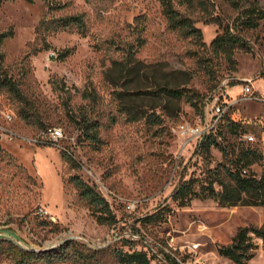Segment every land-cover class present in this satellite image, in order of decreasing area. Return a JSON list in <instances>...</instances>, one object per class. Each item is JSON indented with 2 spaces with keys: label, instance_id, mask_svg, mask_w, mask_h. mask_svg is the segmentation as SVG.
<instances>
[{
  "label": "rangeland",
  "instance_id": "1",
  "mask_svg": "<svg viewBox=\"0 0 264 264\" xmlns=\"http://www.w3.org/2000/svg\"><path fill=\"white\" fill-rule=\"evenodd\" d=\"M209 1L224 25L252 1L264 9V0ZM55 2L61 10L51 12L42 0L0 3V30L14 32L2 47L3 69L24 96L20 102L0 90V230L37 251L77 241L93 250L151 251L152 264H166L167 257L234 264L218 248L230 245L239 228L263 227L264 207L222 208L201 198L181 208L172 195L182 180L195 179L199 189L211 169L229 164L220 148H199L200 140L186 137L182 126L215 121L210 132L221 147L249 143L264 158V21L241 31L249 46L230 60L210 49L223 33L218 24L200 18L206 43L200 47L168 28L160 0ZM75 15L84 16L86 37L74 29H39L45 20ZM165 87L184 95L168 97ZM223 117H235L239 128L230 131ZM85 123L97 129V141L83 134ZM49 127L61 128L64 138L34 143ZM263 166L264 160L252 169L261 175ZM76 175L109 201L115 224L97 223L70 182ZM158 212L164 221H147ZM253 242L255 256L245 264H264V242ZM104 262L117 264L110 251ZM0 264H15L7 245Z\"/></svg>",
  "mask_w": 264,
  "mask_h": 264
},
{
  "label": "trees",
  "instance_id": "2",
  "mask_svg": "<svg viewBox=\"0 0 264 264\" xmlns=\"http://www.w3.org/2000/svg\"><path fill=\"white\" fill-rule=\"evenodd\" d=\"M9 0H0V3ZM49 10L59 11L62 7L56 4L55 0H42ZM209 0H160L162 14L166 19L168 28L177 32L185 39H190L196 45L205 48L203 34L197 23L200 18L206 22L216 23L223 29L211 43L212 52L222 54L232 60L236 49H247L249 44L241 35L245 29H256L260 21H264V9L257 1H252L240 9L238 16L230 23L224 25L210 11ZM39 29L46 31H68L76 30L82 36H87V25L82 15L68 16L62 19H55L41 22ZM13 30L3 32L0 30V90L5 89L18 97L19 101L24 100L23 94L19 91L16 83L7 76L3 69L2 47L5 41L13 38ZM70 51L61 58L69 56ZM162 92L171 98L181 99L184 95L182 90L161 88ZM20 117L29 125H33L31 116L21 109ZM145 118L146 116L143 115ZM148 119L150 117H147ZM239 122L235 117L226 119L223 117L221 123L227 124L230 131L235 132L239 128ZM47 129V128H46ZM44 130V129H43ZM83 134L88 138L97 141L98 131L90 123H85L81 128ZM214 132V131H213ZM209 132L200 141L199 148L210 152L212 147L220 148L228 165H220L209 171V177L196 189V180H182L174 190L172 198L179 204V207L189 206L193 199L208 198L215 200L222 208L232 207H264V166L261 175L256 174L252 167L263 162L262 152L245 143L234 145L231 151L217 140V135ZM66 158L67 155L65 154ZM68 161L72 162L71 158ZM76 188L81 200L85 201L98 224L113 225L116 223V215L113 213L109 201L93 186L76 175L70 179ZM148 222L159 223L164 221L162 213H155L147 218ZM257 238L264 242V226L239 228L233 237L230 245L220 246L218 253L221 257L231 260L234 264H245L255 256L256 245L253 239ZM8 246L9 255L15 264H105V254L112 252L117 264H152L154 255L151 251L130 250L122 248L93 250L87 245L77 241H68L60 247L48 251L30 252L21 249L9 241L0 242V250ZM166 264H181L175 258L167 257Z\"/></svg>",
  "mask_w": 264,
  "mask_h": 264
},
{
  "label": "built area",
  "instance_id": "3",
  "mask_svg": "<svg viewBox=\"0 0 264 264\" xmlns=\"http://www.w3.org/2000/svg\"><path fill=\"white\" fill-rule=\"evenodd\" d=\"M221 91H224L223 88L220 89ZM251 92V88L249 86H245L244 88V94L248 95ZM227 103V102H226ZM226 103H223L221 105L217 104L216 108V122H218L224 113V105ZM7 119L11 120V116L7 115ZM215 128V121L212 125H207L205 127L198 126V127H187L182 126L181 127V133H183L186 137H188L191 140H203V138L208 134L211 130ZM64 138L63 130L59 127H49L47 129H44L40 132L39 138L33 141L34 143H40L41 140H46L51 144H56L60 140ZM250 141H254L253 137L248 138Z\"/></svg>",
  "mask_w": 264,
  "mask_h": 264
},
{
  "label": "water",
  "instance_id": "4",
  "mask_svg": "<svg viewBox=\"0 0 264 264\" xmlns=\"http://www.w3.org/2000/svg\"><path fill=\"white\" fill-rule=\"evenodd\" d=\"M2 241L12 242L25 251L40 252L28 246L16 233L9 230H0V242Z\"/></svg>",
  "mask_w": 264,
  "mask_h": 264
}]
</instances>
